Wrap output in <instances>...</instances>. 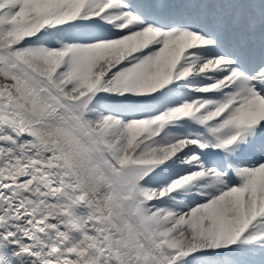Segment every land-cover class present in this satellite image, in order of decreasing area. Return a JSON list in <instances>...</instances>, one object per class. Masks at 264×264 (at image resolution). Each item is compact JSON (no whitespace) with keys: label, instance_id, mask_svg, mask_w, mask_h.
<instances>
[{"label":"snow or ice","instance_id":"6c2138e0","mask_svg":"<svg viewBox=\"0 0 264 264\" xmlns=\"http://www.w3.org/2000/svg\"><path fill=\"white\" fill-rule=\"evenodd\" d=\"M0 264H264V0H0Z\"/></svg>","mask_w":264,"mask_h":264}]
</instances>
